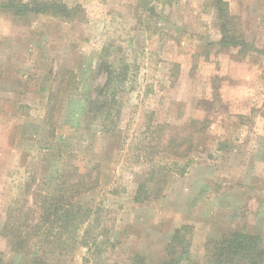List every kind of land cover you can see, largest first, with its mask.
<instances>
[{
  "label": "rangeland",
  "instance_id": "374dc122",
  "mask_svg": "<svg viewBox=\"0 0 264 264\" xmlns=\"http://www.w3.org/2000/svg\"><path fill=\"white\" fill-rule=\"evenodd\" d=\"M62 1L74 19L0 7V264H158L182 246L178 264H206L224 233L264 241V0H224L252 50L219 43L213 0ZM154 165L163 193L135 201ZM56 184L88 216L34 235Z\"/></svg>",
  "mask_w": 264,
  "mask_h": 264
},
{
  "label": "trees",
  "instance_id": "16d2710c",
  "mask_svg": "<svg viewBox=\"0 0 264 264\" xmlns=\"http://www.w3.org/2000/svg\"><path fill=\"white\" fill-rule=\"evenodd\" d=\"M213 2V5L217 10V17L220 19L221 38L219 43L221 45H228L229 47L232 46L246 50L250 47L252 50L253 47L245 42L243 37L235 33L236 29L231 24V16L228 11L227 2L224 0H213ZM0 7L12 11V14L16 16H25L32 12L34 14L43 13L68 20L74 19L75 15L80 10L78 5L69 6L62 0H6L0 4ZM257 51L260 54H264V45L261 48H258ZM52 97L56 98L57 94L54 93ZM51 110L52 106L49 103V115H51ZM172 143L173 142L171 141V146L174 145H172ZM154 166L155 169L147 171V173H145V178L137 183L134 194L135 201H147L149 199L157 198L163 193L164 186L166 185L169 176L168 170L163 166ZM183 167L185 168V166H182V169ZM79 175L86 176L84 174ZM80 180L71 184L72 189L77 194L86 191L88 188L86 184L89 183L87 182L88 180L85 185L83 183L84 181ZM63 196L64 192L62 191L61 184H56L50 189V191L45 194H40V197L37 199L39 201L37 206L42 207L43 218H41L42 222H37L33 226L34 228L32 227L34 235L38 236L39 229L42 225H46L47 227L45 228L47 230L50 228H56L59 236L69 230L75 232L79 223L84 221L88 216V212L84 211V214L79 204H69ZM57 239L59 242L58 245L68 243L67 240L65 242V239L61 237H57ZM69 239L71 240L70 245L77 242L75 236L70 237ZM43 240H46L49 244H52L50 242H53L46 236H44ZM15 247L20 250V248L23 249L25 246H22V241L17 238L15 240ZM181 248L184 251H182L183 255L181 254L174 258L170 251L171 253H169L167 257L169 259H164L158 264H178L181 260H189V258H187L188 252L186 247L182 246ZM206 250V264H264V241L258 235L243 229L224 233L220 237L214 238L211 240V244L209 243V245H207ZM26 264L52 263L43 258L42 254L35 253L32 254L30 260H28ZM132 264L150 263H146L143 255L135 254Z\"/></svg>",
  "mask_w": 264,
  "mask_h": 264
}]
</instances>
